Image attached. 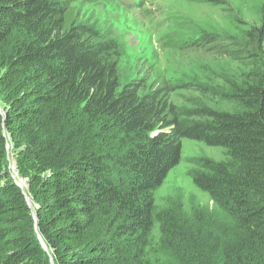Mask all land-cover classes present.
<instances>
[{
  "label": "trees",
  "instance_id": "obj_1",
  "mask_svg": "<svg viewBox=\"0 0 264 264\" xmlns=\"http://www.w3.org/2000/svg\"><path fill=\"white\" fill-rule=\"evenodd\" d=\"M76 1L93 0H0V264H153L173 239L174 264H207L197 235L169 213L154 247V192L184 139L226 155L193 173L222 218L209 264H264V15L248 42L229 40L259 67L230 82L224 100L234 109L197 107L184 124L172 83L123 84L119 44L73 19Z\"/></svg>",
  "mask_w": 264,
  "mask_h": 264
},
{
  "label": "rangeland",
  "instance_id": "obj_2",
  "mask_svg": "<svg viewBox=\"0 0 264 264\" xmlns=\"http://www.w3.org/2000/svg\"><path fill=\"white\" fill-rule=\"evenodd\" d=\"M70 9L73 19L95 24L119 44L123 84L147 79V86L168 81L177 87L171 102L180 109L184 124L194 120L197 107L233 110L224 100L230 82L248 79L259 70L252 56L243 53L240 46L229 45V40L248 42L249 33L262 26L264 0H94L73 2ZM204 33L213 36V41L195 47L194 42L203 40ZM216 34L232 38L217 41ZM173 42H184L180 43L183 47L178 49ZM260 55L264 59V42ZM182 145L179 165L154 192V247L161 246V217L169 213L190 234L197 235L195 239L204 250L203 261L209 264L222 218L210 196L195 186L193 173L201 169L203 159L222 161L226 155L222 148L190 139H184ZM10 166L13 177L28 191V181L19 177L17 160L12 155ZM26 194L36 218L33 201ZM38 236L51 257L39 232ZM180 245L176 239L170 245L163 244L152 263L174 264ZM50 262L54 264L52 257Z\"/></svg>",
  "mask_w": 264,
  "mask_h": 264
},
{
  "label": "water",
  "instance_id": "obj_3",
  "mask_svg": "<svg viewBox=\"0 0 264 264\" xmlns=\"http://www.w3.org/2000/svg\"><path fill=\"white\" fill-rule=\"evenodd\" d=\"M10 169L12 170L13 168L10 166ZM12 171H13V170H12ZM14 179H15V181H16V184H17L19 187H21L22 189H24V186L22 185V183H21L20 181L17 180V177L14 176ZM25 194H26V192H25ZM26 200H27L29 206H31V201H30V199L27 197V194H26ZM43 246H44V248H45V245H44V244H43ZM45 249H46V248H45Z\"/></svg>",
  "mask_w": 264,
  "mask_h": 264
},
{
  "label": "bare ground",
  "instance_id": "obj_4",
  "mask_svg": "<svg viewBox=\"0 0 264 264\" xmlns=\"http://www.w3.org/2000/svg\"><path fill=\"white\" fill-rule=\"evenodd\" d=\"M34 207V206H33Z\"/></svg>",
  "mask_w": 264,
  "mask_h": 264
},
{
  "label": "clouds",
  "instance_id": "obj_5",
  "mask_svg": "<svg viewBox=\"0 0 264 264\" xmlns=\"http://www.w3.org/2000/svg\"><path fill=\"white\" fill-rule=\"evenodd\" d=\"M94 1V0H93Z\"/></svg>",
  "mask_w": 264,
  "mask_h": 264
}]
</instances>
